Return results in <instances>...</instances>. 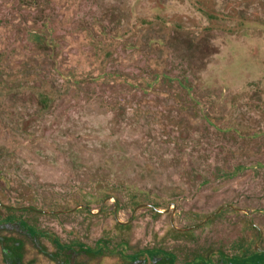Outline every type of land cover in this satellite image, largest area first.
Masks as SVG:
<instances>
[{"label": "rangeland", "instance_id": "obj_1", "mask_svg": "<svg viewBox=\"0 0 264 264\" xmlns=\"http://www.w3.org/2000/svg\"><path fill=\"white\" fill-rule=\"evenodd\" d=\"M0 204V264L264 250V0H0Z\"/></svg>", "mask_w": 264, "mask_h": 264}, {"label": "flooded vegetation", "instance_id": "obj_2", "mask_svg": "<svg viewBox=\"0 0 264 264\" xmlns=\"http://www.w3.org/2000/svg\"><path fill=\"white\" fill-rule=\"evenodd\" d=\"M1 206H4V207H7L8 209H10L11 211H16V207L14 206H7V205H4V204H0ZM82 206H85V208H88L90 207V204L89 203H85V204H81ZM145 206L144 204L142 205H139L138 207H136L134 209V212L137 210V208L139 207H143ZM150 207V205H148ZM152 208H155L154 206H151ZM226 207H232V205H223L221 207H219L215 212H213L212 214H210L208 217H206L205 221L203 223H205L206 221H208L210 218L216 216L218 213H220L224 208ZM28 209H31L30 207H27ZM32 210H35V211H39V212H45V211H42V210H37L35 208L32 207ZM235 210H240L238 208H235ZM134 212H133V215H132V219L134 218ZM247 215H250L251 214V210H247L246 211ZM114 215L116 216L117 215V210L115 209L114 211ZM16 220H19L18 217H16L14 215V213H12L9 217V219H1L0 218V226H3V225H13L15 223ZM6 222V223H5ZM121 223V222H120ZM23 228H25L26 230L29 231L30 235L31 236H40V235H45V233L43 231H39L38 229L30 226L29 224L25 223L24 221H21L20 220V223H19ZM120 226H124V225H120ZM172 226L174 227V224L172 222ZM195 226H192V227H188L186 229H179V228H175L177 231H189V230H192ZM56 245L61 249L62 247H67V248H70V246H66V245H62L60 244L59 240L56 239ZM87 250L89 252H93V253H98L102 248L99 246L97 249H94L92 250L91 248L88 249V247H86ZM256 248V249H255ZM147 252H151L153 253L150 257L153 259L155 258L156 255L158 254H163L164 256L168 257L169 258V264H176V257L174 255H171V254H168L167 252H163L161 250H158V249H152V250H146V251H143V252H140L139 254H143V255H146ZM139 254L137 255H125L124 253L121 254V256L124 258V259H128V260H132L131 263H135L137 260H139V262H147L149 258L147 259H144L142 260L139 256ZM211 261V259H207V260H203L202 258H197L195 259L194 261L190 262V263H184V264H264V250L262 249H259L258 248V245L255 244L253 245L251 251H245L244 254H241L239 256H233L231 258H228L226 257L225 255L221 254L220 257L218 258V262L214 261ZM139 264H142V263H139Z\"/></svg>", "mask_w": 264, "mask_h": 264}, {"label": "trees", "instance_id": "obj_3", "mask_svg": "<svg viewBox=\"0 0 264 264\" xmlns=\"http://www.w3.org/2000/svg\"><path fill=\"white\" fill-rule=\"evenodd\" d=\"M39 41H40L41 45H44V46H47V47L50 45V43H48V41H46V40H43V38H40ZM69 76L71 77V76H73V75H71V73H67V78H68Z\"/></svg>", "mask_w": 264, "mask_h": 264}]
</instances>
